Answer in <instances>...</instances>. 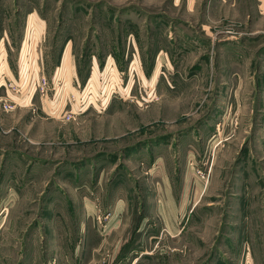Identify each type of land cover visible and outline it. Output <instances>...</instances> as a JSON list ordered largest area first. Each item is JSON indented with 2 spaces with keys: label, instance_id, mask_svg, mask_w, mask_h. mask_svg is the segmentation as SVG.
Wrapping results in <instances>:
<instances>
[{
  "label": "rangeland",
  "instance_id": "1",
  "mask_svg": "<svg viewBox=\"0 0 264 264\" xmlns=\"http://www.w3.org/2000/svg\"><path fill=\"white\" fill-rule=\"evenodd\" d=\"M4 38L49 99L0 107V264H264V0H0Z\"/></svg>",
  "mask_w": 264,
  "mask_h": 264
},
{
  "label": "built area",
  "instance_id": "2",
  "mask_svg": "<svg viewBox=\"0 0 264 264\" xmlns=\"http://www.w3.org/2000/svg\"><path fill=\"white\" fill-rule=\"evenodd\" d=\"M34 73H25L20 75L19 81L2 79L3 86L6 88V95L0 98L4 111L10 112L30 101L37 93H42L47 99L49 93V82L46 77H36ZM5 78V77H3ZM74 113L68 114V118H73Z\"/></svg>",
  "mask_w": 264,
  "mask_h": 264
},
{
  "label": "crops",
  "instance_id": "3",
  "mask_svg": "<svg viewBox=\"0 0 264 264\" xmlns=\"http://www.w3.org/2000/svg\"><path fill=\"white\" fill-rule=\"evenodd\" d=\"M5 38L0 42V56H2V66L4 69H0L1 71V74H0V98H4V96L6 95V88L3 86V82L2 79L4 80H13L14 79H17L18 77V71L17 69L18 68H14L11 63H10V60L8 61L7 57H8V52L6 50V43H5ZM4 51V53H3ZM6 55V56H5ZM5 77V78H3ZM1 101H0V107H1Z\"/></svg>",
  "mask_w": 264,
  "mask_h": 264
}]
</instances>
